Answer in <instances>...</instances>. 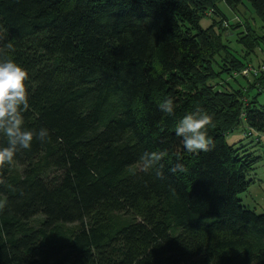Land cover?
Listing matches in <instances>:
<instances>
[{
	"label": "trees",
	"instance_id": "1",
	"mask_svg": "<svg viewBox=\"0 0 264 264\" xmlns=\"http://www.w3.org/2000/svg\"><path fill=\"white\" fill-rule=\"evenodd\" d=\"M244 1L264 28V0H0V60L49 132L0 165V264H264V213L239 199L264 152V72H240L264 37L219 7ZM201 112L212 142L188 153L175 129Z\"/></svg>",
	"mask_w": 264,
	"mask_h": 264
},
{
	"label": "clouds",
	"instance_id": "2",
	"mask_svg": "<svg viewBox=\"0 0 264 264\" xmlns=\"http://www.w3.org/2000/svg\"><path fill=\"white\" fill-rule=\"evenodd\" d=\"M27 79V70L14 60H0V137L4 141L0 143V165L10 164L18 152L30 149L34 138L43 142L49 135L46 128L25 127L24 113L29 108ZM159 107L166 114L174 113L172 99H166ZM210 121L211 117L203 112L187 114L179 121L175 134L181 138L186 152L209 150L212 141L207 134V126ZM162 156L163 153L145 152L140 157L143 169L149 170Z\"/></svg>",
	"mask_w": 264,
	"mask_h": 264
},
{
	"label": "rangeland",
	"instance_id": "3",
	"mask_svg": "<svg viewBox=\"0 0 264 264\" xmlns=\"http://www.w3.org/2000/svg\"><path fill=\"white\" fill-rule=\"evenodd\" d=\"M220 9L228 16L230 14L232 16L231 23H237L239 20L247 21L248 24L254 29L257 36L264 37V28H262L263 23L261 20L256 16L253 10L250 8L248 2L244 1V3L238 6L234 11L229 9L223 3L219 4ZM234 13V14H233ZM237 15L239 17H237ZM215 17H206L201 21V26L203 28L208 27L212 20ZM216 19V18H215ZM231 32V31H230ZM229 31L227 33H230ZM239 34L233 33L230 38L232 40V47L229 46L234 53V50L239 54H244V50H242V46L237 44V38ZM237 55L236 53H234ZM238 57V55H237ZM240 58V57H238ZM252 61V65L254 66L255 70L260 69L264 66V44L262 45V51L256 50L254 54H251L247 60ZM260 64V65H259ZM258 65V67H257ZM225 78V77H224ZM226 79V78H225ZM239 83L242 85L243 82L240 78H237ZM257 88L251 94L256 92ZM257 103L260 106H264V91L260 92L256 97ZM241 132L235 131L234 133L230 134L227 138L228 143H234L236 141H242L244 143L249 142L248 139L243 138L241 136ZM258 154L261 157L260 162L256 165L255 169L248 175V180H251L252 183L249 185L247 191L240 195L239 199L242 201V205L244 204L248 209L254 211L256 214H263L264 213V152L260 151ZM37 218L36 220H38ZM34 222V220L32 221ZM76 225H67L65 228L73 229Z\"/></svg>",
	"mask_w": 264,
	"mask_h": 264
},
{
	"label": "built area",
	"instance_id": "4",
	"mask_svg": "<svg viewBox=\"0 0 264 264\" xmlns=\"http://www.w3.org/2000/svg\"><path fill=\"white\" fill-rule=\"evenodd\" d=\"M251 71H252L254 74H255V72H260V73H262V72H264V66H262V67H261L260 69H258V70L251 69V68H247V69L241 71L240 74H241L242 76H247Z\"/></svg>",
	"mask_w": 264,
	"mask_h": 264
}]
</instances>
